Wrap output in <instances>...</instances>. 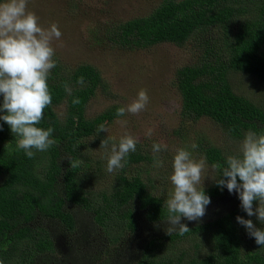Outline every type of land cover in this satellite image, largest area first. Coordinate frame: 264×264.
Wrapping results in <instances>:
<instances>
[{
    "label": "trees",
    "instance_id": "16d2710c",
    "mask_svg": "<svg viewBox=\"0 0 264 264\" xmlns=\"http://www.w3.org/2000/svg\"><path fill=\"white\" fill-rule=\"evenodd\" d=\"M105 35L125 51L165 43L182 47L194 40L199 49L196 61L174 72L181 118H207L233 142H241L249 130L264 133V0H162L148 16L115 23ZM54 59L56 67L48 78L52 103L37 126L53 128L56 143L47 151L33 149L35 155L28 158L17 147L20 137L0 120L4 264H44L56 253L61 232L80 238L63 250L59 264H98L91 239L104 247L103 264H264V246L256 244L236 217L264 225L256 216L249 217L241 202L220 213L216 204L229 192L215 181L204 188L211 200L205 215L192 222L182 217L190 230L184 235L166 234V200L138 171L150 160L140 145L129 153L125 167L111 173L100 152L95 153L107 138L104 131L96 135L98 126L120 118V106L86 116L97 94L110 96L101 73L89 64L67 68ZM244 78L263 90L262 98L238 92ZM74 98L81 102L73 104ZM61 106L64 115L59 118L55 108ZM196 145L210 167L217 164L222 169L234 155L207 142Z\"/></svg>",
    "mask_w": 264,
    "mask_h": 264
},
{
    "label": "rangeland",
    "instance_id": "374dc122",
    "mask_svg": "<svg viewBox=\"0 0 264 264\" xmlns=\"http://www.w3.org/2000/svg\"><path fill=\"white\" fill-rule=\"evenodd\" d=\"M162 0H28V9L39 17V24L48 28L58 25L62 33L54 39L52 46L55 56L62 66L74 68L79 64H89L98 69L109 88L110 96L97 94L87 105L86 116L92 118L111 106L126 107L137 97L141 89L147 90L149 102L138 114H126L112 121L106 136H111L118 143L119 139L129 133L139 138L141 150L150 158L138 168L142 178L154 185V192L169 198L172 191L170 175L172 174L173 157L178 148H188L195 159L201 155L193 143L207 142L224 152L238 154L240 143L228 139L223 132L209 119L197 121L186 120L180 116V96L173 85L176 69L193 64L199 56V49L194 40L182 47L172 44H161L144 50L125 51L114 46L106 37V29L115 23L133 18L148 16ZM238 92L251 99L262 98L258 85L242 79ZM59 118L64 115V106L55 108ZM127 120L122 126L119 121ZM152 135L147 136V130ZM163 143L167 150L154 154L152 145ZM103 150V149H102ZM101 150V151H102ZM97 150L104 158L107 170L108 153ZM155 157L163 162L156 167ZM203 187L214 183L215 172L210 166ZM241 201L233 192L216 204L217 210L228 212L237 207ZM192 222V221H188ZM78 235L61 232L56 245V253L47 256L44 264H59L62 252L79 240ZM98 256V264L104 262V247L101 242L93 243Z\"/></svg>",
    "mask_w": 264,
    "mask_h": 264
},
{
    "label": "clouds",
    "instance_id": "9594fccd",
    "mask_svg": "<svg viewBox=\"0 0 264 264\" xmlns=\"http://www.w3.org/2000/svg\"><path fill=\"white\" fill-rule=\"evenodd\" d=\"M62 33L58 25L53 23L48 28L39 24V17L28 9V0H0V115L10 127L12 134L20 137L18 149L24 150L28 158L35 155L33 151H47L56 141L52 138L54 129L46 130L37 125L43 119L44 110L51 105L48 78L50 70L56 67L55 50L52 46L54 39H59ZM78 83L84 84L80 77ZM65 91L71 94V88L65 85ZM73 104H79V98L73 99ZM149 102L147 90L141 89L132 103L117 109L116 115L124 117L126 114H138ZM124 126L127 120H120ZM101 131L108 133L105 124H100L96 135ZM147 136L152 135L149 128ZM139 138L125 133L117 142L107 136L101 141V147L108 153L107 171L122 169L127 164L130 152L136 151ZM198 145L193 143L192 149ZM167 150V145L154 143V154ZM156 167L163 166V162L155 157ZM226 167L213 164L211 169L216 172V185L229 193H237L241 201V209L249 217L256 216L264 225V133L249 130L240 143L238 154L229 155ZM207 158L201 156L195 159L188 148H178L173 157L172 174L169 179L173 186L169 198L166 200L168 217L165 222L169 225L166 234L178 233L184 235L190 231L181 222L182 217L188 221H198L206 213V206L211 203L206 194L203 181ZM254 202L258 207L254 209ZM236 220L243 225L250 237L255 238L257 245L264 246V227H257L251 219L237 216ZM0 264H4L0 260Z\"/></svg>",
    "mask_w": 264,
    "mask_h": 264
}]
</instances>
